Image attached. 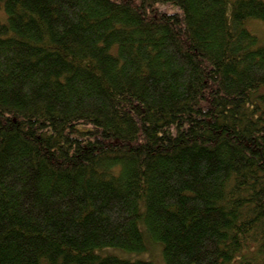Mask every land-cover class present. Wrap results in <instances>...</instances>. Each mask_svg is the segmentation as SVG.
Segmentation results:
<instances>
[{
	"label": "trees",
	"instance_id": "obj_1",
	"mask_svg": "<svg viewBox=\"0 0 264 264\" xmlns=\"http://www.w3.org/2000/svg\"><path fill=\"white\" fill-rule=\"evenodd\" d=\"M255 22L264 0H0V264H264Z\"/></svg>",
	"mask_w": 264,
	"mask_h": 264
},
{
	"label": "rangeland",
	"instance_id": "obj_2",
	"mask_svg": "<svg viewBox=\"0 0 264 264\" xmlns=\"http://www.w3.org/2000/svg\"><path fill=\"white\" fill-rule=\"evenodd\" d=\"M167 11H172L170 8H166ZM251 29L260 37L261 41L264 43V23L255 22L251 24ZM106 254L117 256L121 259L131 260V261H144L151 262L153 264H165L163 258V248L161 245H152L149 251L141 254H126L119 250L109 249L105 251Z\"/></svg>",
	"mask_w": 264,
	"mask_h": 264
}]
</instances>
